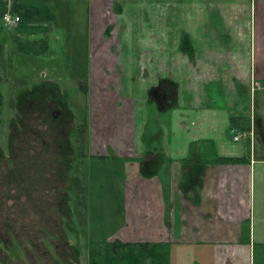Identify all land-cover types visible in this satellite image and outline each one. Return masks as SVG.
Masks as SVG:
<instances>
[{
  "label": "crops",
  "instance_id": "obj_1",
  "mask_svg": "<svg viewBox=\"0 0 264 264\" xmlns=\"http://www.w3.org/2000/svg\"><path fill=\"white\" fill-rule=\"evenodd\" d=\"M120 1L140 2L119 0V18L129 4H119ZM150 1L162 2L166 16L155 17V27L152 29L151 23L144 36L138 33L137 23L132 22L135 29L132 36L140 34L137 46L146 51L131 53L127 45L121 51V68L127 77L117 80V84L125 82L126 89L119 85L117 88L130 93L131 99L125 97L133 107L128 106L130 141L124 151L115 149V152L119 157H137L141 162L137 160L128 165L137 169L140 181L134 189H138V194L135 197L134 189L124 194L125 225L113 240L124 244H156L162 246L161 250L168 247L169 264H185L190 258L189 249L194 246L200 257L203 254L208 257L210 264H253L254 246H264V157L252 154V146L257 153L255 142L252 144L251 136L245 137L246 133L239 129L235 131L239 142H234L230 118L245 117L250 128H255L258 121L264 139V114H259L257 120L252 115L253 94L264 84V0ZM175 8L194 9L196 13L176 17ZM167 9L171 10L168 14ZM121 24L124 26V22ZM0 26L4 27L1 21ZM154 30L157 34L165 32L167 38L155 37L151 32ZM89 31L92 36H104L99 27H89ZM10 34L3 31L2 47L9 40L14 45L16 38ZM92 36L88 38L87 51L97 49ZM116 37H119L117 32ZM23 40L29 41L28 36ZM106 44L110 48L107 39ZM94 65L95 60L91 59L88 79L96 76ZM139 70H142L143 83L133 79L134 72ZM161 78L177 86L178 99L166 115L156 112L154 120L148 123L146 90L155 87ZM91 82L93 88L98 87L96 81ZM211 83L224 87L223 106H214L206 99L203 86ZM142 87L146 90L141 91ZM133 93H139L138 98ZM140 124L142 133L149 130L160 135L158 145L148 149L152 153L148 159L145 148L140 149L135 140ZM228 132L232 134L231 139L227 138ZM193 142H205L216 158H245L246 161L229 164L210 160L205 170L197 174L195 169L184 165L191 157ZM187 175L197 178L200 175L197 197L191 193L185 197L178 190V184ZM135 204L138 208H134ZM245 222L249 223V239L242 241Z\"/></svg>",
  "mask_w": 264,
  "mask_h": 264
},
{
  "label": "rangeland",
  "instance_id": "obj_2",
  "mask_svg": "<svg viewBox=\"0 0 264 264\" xmlns=\"http://www.w3.org/2000/svg\"><path fill=\"white\" fill-rule=\"evenodd\" d=\"M138 1L140 2L120 1L119 4H129L126 5L122 17L119 18L120 13L116 12L117 7L111 0H49L48 4L53 8L54 18L45 35H21L17 33V25L13 29H6V27L2 28L0 26V98L2 102V106L0 104V149L4 152V155L8 154V143L13 144V149L17 156H20L21 153L20 146L26 145L24 149L29 150L31 148L26 155L30 154L31 156L36 154L34 151L39 148L40 139L48 141L47 136L50 132L48 135H46V132L50 130L49 124L52 123L50 117L57 112L56 108L45 111L44 107H40L43 105L41 96H35L37 100H34L35 102H32L29 108L24 103L21 104L22 106L16 104L18 111L15 110L14 105L11 106L12 100L15 102L18 98L15 95L20 96L22 95L20 94L21 92L34 90L39 86L55 88L59 95V105L63 107L61 110L58 107V110L60 112L64 109L70 110L73 121H70L67 127L60 124L61 135L65 132L67 133V129L68 131H72L71 128L75 129V125L79 124L82 113L85 112L87 114L86 120L90 144L87 151L90 154L83 158L82 165L75 171L73 167L67 172L70 176L73 175L80 180L83 177L85 181L86 178L89 185L87 226L83 234L73 231L79 230L80 227L78 221H75L73 198L69 205H66L67 210L64 214L63 211L58 210V197H61V199L72 197L68 190L70 187L68 178L61 182L60 192L52 199L44 197L50 194L43 191H39L43 192L41 194L35 192L36 195L34 196L36 197H34L28 192V188L26 189L24 184L21 188H17L13 184L5 187V169L7 165L5 159L0 158V264H27L28 255L33 262H38L39 264H54V259L57 260L55 264H87L85 237L93 245L91 248L99 246L103 248L106 245L105 243L114 241L113 237L118 234L117 231L125 225L126 199L124 194L128 193L129 189L137 187V181H140L136 174L137 169L134 165L133 167H128L130 162H108L107 160L92 158L90 155H104L107 147L114 146L119 148L121 144L123 146L128 145V140L130 141L128 121L130 111H128V106H132V103L129 102L130 104H128L126 102L128 100L124 98V96L130 97V93L125 91V95L119 96L123 94V90L117 89L118 85L126 89L125 82L117 84L119 83L117 80H122L123 76L127 77L121 68V65H123V59L121 62V51L125 45H127L128 51H131V53L133 51H146L143 48L139 50L137 46L136 42L140 34L132 36L135 30L132 22L137 23L138 29H140L138 33L144 36L151 23L152 29L155 27V17L163 18L166 16V8L162 2ZM170 11V9H167V14ZM174 11L176 17L183 13L190 16H194L196 13L194 9L175 8ZM123 22L124 26L120 25ZM89 27H99L104 36L101 37L98 34L90 35ZM3 31L6 35L11 33L10 35L13 38L18 37L21 40L28 36L29 42L36 41L38 36L41 39L45 38V48L43 50L36 49V51L44 52L36 54L28 52L19 55L15 51V46L10 45V40L6 47H2ZM116 32L119 37H116ZM151 32L160 40L167 38L165 32L158 34L156 30ZM129 33L130 36L128 37ZM177 35H179L178 31H176L175 36ZM91 36L93 43L96 41L98 44L97 49L95 47L97 51H87L88 38ZM168 38L170 37L168 36ZM106 39L111 43L110 48L106 44ZM157 47L159 48V45ZM158 51L163 50L159 49ZM91 59L95 60L94 73L96 74L92 79L98 85V87L94 88L90 85L92 79H88L91 74L89 71ZM102 69L104 71L100 74ZM77 74L85 75L84 80L90 86L88 93L85 94L86 89H82L85 82H78L81 79L77 77ZM141 77L142 70L134 72L133 79L138 78V81L143 83ZM89 80L90 82H88ZM107 84L109 86H106ZM203 87H205L207 94L206 99H209L212 105L223 106L222 99L225 98L224 87L215 83ZM260 87L255 93L254 110L257 115L264 114V84H261ZM140 90L146 89L142 87ZM138 95L139 93L133 96L138 98ZM50 96H52V92L49 90L48 97ZM47 101L49 102L48 99ZM92 104H94L93 108ZM154 106L157 108L154 104L150 107L155 108ZM148 107L147 105L145 106L148 109L147 111H150V107ZM162 108L167 109V106L158 107V110ZM166 112L168 111L166 110L163 113L166 115ZM154 115H156L155 111L149 113L148 123L154 120ZM63 127H66L64 133ZM142 128L143 125L140 124L137 128L135 140L138 141L136 142L139 145L141 144L145 147V151H148V148L158 145L159 134L154 133L151 136H142L141 139L138 135L142 133ZM105 132H108V135L103 137ZM69 136L70 134L63 135L65 139ZM231 136L232 134L228 132L227 138L231 139ZM53 137H55V134ZM21 138H24L23 143L25 144H22ZM260 140L261 138H259ZM259 141H257L256 137L255 148H257V155L264 157V149H261L264 148V139L262 144ZM240 144L245 146L244 142H240ZM141 145L139 146L140 149ZM255 151L256 149H254L256 155ZM139 152L141 151L139 150ZM115 153H110V156L115 155ZM206 153L207 158H209V152ZM125 157L128 158L127 156ZM39 158L40 155L38 156ZM78 163H81L79 159L75 161L74 166ZM46 168L44 167V170ZM54 176L55 173L53 178ZM53 178L52 176L50 178L45 177V180L50 179L51 181ZM16 180L20 181L19 179ZM9 183H12V181H9ZM45 187L47 188V186ZM62 191H65V193H62ZM137 191L138 189L133 191L135 197L138 194ZM9 192L10 194H8ZM26 195L31 196V199L34 200L38 199V202H32L27 199ZM191 196H194L192 192ZM138 204H141L140 200H138ZM62 207L64 209L65 204ZM134 208H138L136 204ZM6 211L8 212L7 214ZM14 220L17 222H14ZM67 229L70 230L67 231ZM60 231L66 238H62L63 235ZM68 241L71 242L70 248L64 245ZM61 245L67 248L66 253L72 254L74 252L78 263L73 262L71 256H69L70 254L66 255V258L68 257L66 263L63 261L59 262V257L62 258L60 256L62 254ZM189 251L190 258L186 260L185 264H210L205 254L200 257L196 246L191 247ZM200 253H202V250H200ZM125 262L128 264L127 260Z\"/></svg>",
  "mask_w": 264,
  "mask_h": 264
},
{
  "label": "trees",
  "instance_id": "obj_3",
  "mask_svg": "<svg viewBox=\"0 0 264 264\" xmlns=\"http://www.w3.org/2000/svg\"><path fill=\"white\" fill-rule=\"evenodd\" d=\"M49 0H0V21L2 15L8 10L12 15L18 17L19 22L17 24L16 30L17 33L21 35H32V34H43L45 35L48 32V28L53 21L54 18V11L53 8L48 4ZM46 40L45 38L38 39L33 42H29L28 40H21L20 38L14 39V45H15V51L17 54L22 55L26 54L28 52H31L32 54H36L38 52L43 53L44 51H36L37 48L43 50L45 48ZM77 77H79L81 80L78 82H85L82 89L85 88V94L87 91V85L85 75L77 74ZM165 82V81H164ZM167 83L174 88L175 93V101L172 103L171 107L175 106V102L177 99V86L171 82L170 80L167 81ZM49 90L52 92V96L48 97ZM20 96L15 95V97H18L16 101L14 102L12 100L11 106L14 105V108L16 111V104H25L29 108V106L34 103V100H37L35 96H41L42 98V106L44 107V110L47 111L48 109L53 110L60 107L59 105V95L58 92L55 90V88H46L45 86H39L37 89L31 90V91H23L21 92ZM49 100V102L47 101ZM0 104L2 106L1 98H0ZM22 106V105H21ZM63 107H60L59 110H61ZM28 110V109H27ZM62 112V113H61ZM57 112L53 115H51L50 119L51 122L49 124L50 130L46 132L48 141H42L40 139L39 148L35 150L34 152L36 154L27 156L28 152H30V149H24L21 145L20 150V156L15 155L13 157V179L12 183H9L7 181V175L6 176V183L5 187H9L10 184H13L17 188H21L23 184L25 185L26 189L28 188V192L34 196L36 193H48L49 199H52L55 195L57 196L60 192L61 188V182H64L66 178L69 179L70 187L69 191L70 194H72V197H69L68 199L58 197L59 201H57V204L59 206L58 210L64 212L67 210L66 205L71 202V199L74 200V211H75V221L77 220L80 227L79 230H73L77 231L78 233H84L86 226H87V206H88V191H89V185L87 184V180L85 178V181L82 177V180H80L78 177H74L73 175L67 174L71 168L74 167V171L77 170L83 162V158L86 157L87 154H90V152H87L89 150V132H88V123L86 120L87 114L85 112L80 113L81 117L79 120V124L75 125V129H72L68 131L67 133H64L65 128L67 127L68 122H72V116L69 109H64L63 111ZM159 113H163L164 111L158 110ZM59 116V117H57ZM62 118L61 124L65 125L66 127H63V133L61 135V126L59 120ZM16 119V117H15ZM65 120V121H63ZM67 120V121H66ZM230 127L231 130L236 131L240 130L242 133H249L250 132V123L249 120L245 117L243 118H230ZM22 132V131H21ZM55 134V137L53 135ZM66 134H70L69 137L66 139L63 137V135L66 136ZM64 138V139H63ZM26 139V137H25ZM24 138H21L22 144ZM27 142V141H26ZM191 149V157L187 160V162L184 163V165H188V167H191L194 170L195 173H202L206 165L210 160H213L212 162L215 163H229V164H237L245 162V158H216L215 156H212L211 148H207V144L205 142H193L190 145ZM210 151H209V150ZM33 152V151H31ZM209 152L210 157L207 158V153ZM40 155V158L38 159V156ZM92 158H98L101 160H107L108 162H134L139 161L141 162V159L137 157H119V156H108V155H90ZM5 159V158H4ZM79 159L81 163H78L76 166H74L75 161ZM21 160V161H20ZM6 165H7V160ZM44 167H47L44 170ZM201 170L199 172V169ZM34 173V174H32ZM55 173V176L53 178V174ZM52 174V175H51ZM52 176L53 179L45 180L46 178H50ZM82 176V175H81ZM80 176V177H81ZM16 179H19L20 181H17ZM200 175L190 176L187 175L186 177L182 178V181L178 184V188L181 191V193L186 197H188V193L190 191H193L195 194V197L198 192V188L200 186ZM47 186V188L45 187ZM42 187H44L42 189ZM30 189V190H29ZM47 191L45 192V190ZM43 191V192H39ZM36 192V193H35ZM26 193V192H25ZM24 193V194H25ZM62 193H65V191H62ZM27 194V193H26ZM28 195V194H27ZM27 199L38 202V199H31V196H27ZM36 197V196H34ZM42 197V198H44ZM63 197V196H62ZM9 199V197H8ZM46 199V198H45ZM7 200V198H6ZM50 202V201H48ZM65 204V208H61ZM53 206V204H52ZM39 207V205H38ZM63 209V210H62ZM16 220V219H15ZM14 222H17L15 221ZM20 224V223H19ZM18 224V225H19ZM17 225V226H18ZM249 223L245 222L243 224L242 228V241H247L249 239ZM18 229V228H17ZM19 230V229H18ZM23 230V229H21ZM70 229H67L69 231ZM76 232V233H77ZM62 233V231H60ZM75 233V234H76ZM63 235V233H62ZM80 235V234H79ZM85 235V234H84ZM18 237V236H17ZM65 237V235L62 236V238ZM66 238V237H65ZM44 243V242H43ZM71 242L68 241L66 244H64L67 248L71 247ZM106 244V245H105ZM105 247L101 248H91L93 245L86 240L85 237V247H86V253H87V264H127L125 261H128V264H169L168 262V248L165 246L162 248L159 245H151L149 243H132V244H124L116 239L112 242L105 243ZM62 251H61V257H59V262L63 261L66 263L67 258L66 255H69L70 253H66L65 247L61 245ZM73 251V249H71ZM72 260L74 263H78L76 260V256L74 252L70 254ZM30 256L27 257V264H39L38 262H33L31 260ZM35 259V258H34ZM54 264L57 263V260H53ZM72 263V262H71ZM253 264H264V246L261 245H255L254 246V259Z\"/></svg>",
  "mask_w": 264,
  "mask_h": 264
},
{
  "label": "flooded vegetation",
  "instance_id": "obj_4",
  "mask_svg": "<svg viewBox=\"0 0 264 264\" xmlns=\"http://www.w3.org/2000/svg\"><path fill=\"white\" fill-rule=\"evenodd\" d=\"M116 0H113V2H114V4H115V6L117 7L116 8V12H119V13H121V9H120V7L118 6V1L119 0H117L116 2H115ZM165 81V82H164ZM167 81H168V79H166V78H161V79H158V83H157V85L155 86V87H152V88H148L146 91V99H145V102H146V104H147V106H151L152 104H154V105H156L157 106V108L155 107V108H152V107H150V111H147L148 109H146V113H145V116H146V120L149 118L148 117V115H149V113H151L152 111H155V113L156 112H158V107H163V106H167V109H164V108H162L161 110L162 111H168V110H170V109H172V108H174V107H171V105H173L172 103L175 101V91H174V88H172L168 83H167ZM256 88H258V86L257 85H254ZM118 89V88H117ZM89 92V87H87V91H86V93H88ZM123 93V95H125L126 93H125V91L124 92H122ZM127 94H129V93H127ZM177 99H178V89H177ZM133 95H135V93H133ZM120 96H122V95H120ZM153 97V98H152ZM88 98H89V95H88ZM124 98L126 99V100H128V101H126V102H128V104H130L129 102H131L130 101V99L128 98V97H125L124 96ZM121 99H123V98H121ZM177 99H176V101H177ZM120 100V99H119ZM120 102H122L121 100H120ZM149 102H150V104H149ZM132 103V102H131ZM130 106V105H129ZM130 107H133V106H130ZM148 107V108H149ZM252 107H253V109H252V115H253V117L257 120V119H259V116L257 115V113L255 112V95L253 94V105H252ZM160 110V111H161ZM59 110L57 111V114H59ZM135 113H134V111H133V115H134ZM157 114H159L160 115V113H157ZM163 114V113H162ZM91 115V114H90ZM130 115H131V113H130ZM154 117V116H153ZM63 121H65V120H63ZM67 121V120H66ZM59 122H60V124H61V122H62V118L59 120ZM67 123L69 124V122L67 121ZM71 129H73V128H71ZM251 129V143L253 144V142H255V138L257 137V141H259V138H261V140L259 141V142H261L262 140H263V137H262V131H261V128H260V126H259V123H258V121H257V125H256V127L255 128H250ZM147 131V130H146ZM71 132H73V130L71 131ZM151 135H154V133H151L150 131H148V132H143L141 135H138V137L139 138H141L142 139V136H151ZM107 136V135H106ZM106 136H104V137H106ZM133 137V136H132ZM158 137L160 138V135H158ZM138 138V139H139ZM11 139H12V137H11ZM11 142H12V140H10ZM137 141V140H136ZM138 142V141H137ZM136 142V143H137ZM133 145V144H132ZM137 145H139L138 143H137ZM141 145V144H140ZM139 145V146H140ZM89 146H90V144H89ZM142 146V145H141ZM26 147V145H24L23 146V148H25ZM127 148V145H124L123 146V144H121V146L119 147V148H117V147H107L106 148V152H104L105 153V155H110V153H112V152H114L115 153V149H119V150H122V151H124V149H126ZM145 148V147H144ZM153 148V147H152ZM132 149H133V147H132ZM149 149V148H148ZM252 154H255L254 153V149H253V146H252ZM150 154H152L151 152H150V150H148V151H146V157H147V159L150 157ZM257 154V153H256ZM115 156H118L117 155V153H115ZM5 158V160H7L8 162V164H7V166H6V169H5V171H6V175H7V181H12V176H13V169H12V165H13V157H14V149H13V144L12 143H8V154L7 155H4V152L0 149V158ZM127 162H130V161H127ZM131 163H133V162H130L129 164H131ZM8 168V169H7ZM1 179H2V177H1ZM178 190H179V188H178ZM180 191V190H179ZM181 192V191H180ZM189 193H191V192H189ZM8 194H10V192L8 193ZM192 194H194L193 193V191H192ZM195 195V194H194ZM7 197H8V195H7ZM8 212L6 211V214H7Z\"/></svg>",
  "mask_w": 264,
  "mask_h": 264
},
{
  "label": "built area",
  "instance_id": "obj_5",
  "mask_svg": "<svg viewBox=\"0 0 264 264\" xmlns=\"http://www.w3.org/2000/svg\"><path fill=\"white\" fill-rule=\"evenodd\" d=\"M1 22L7 29H13L19 22L18 17L12 15L8 10L2 15ZM231 133L233 134V140L234 142H239L240 137L235 134V131L231 130ZM251 136V134L246 133L245 137Z\"/></svg>",
  "mask_w": 264,
  "mask_h": 264
}]
</instances>
